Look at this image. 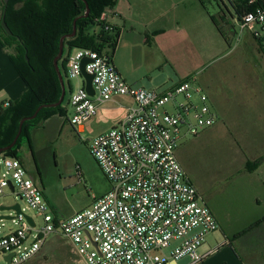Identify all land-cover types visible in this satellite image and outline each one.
Here are the masks:
<instances>
[{"label": "built area", "instance_id": "built-area-1", "mask_svg": "<svg viewBox=\"0 0 264 264\" xmlns=\"http://www.w3.org/2000/svg\"><path fill=\"white\" fill-rule=\"evenodd\" d=\"M222 1L233 7L240 33L248 32L255 41L264 43V0ZM238 7L246 10L237 15ZM108 14L105 11L97 23L101 32L111 37L108 46H115ZM85 58L91 60L86 72L94 76L93 96L86 90L82 74ZM66 77L79 82L68 103L74 108L68 122L79 136L104 106L115 104L125 109L119 125L88 140L90 153L112 188L90 207L61 220L52 215L23 162L4 158L0 198L11 190L35 212L34 217L29 216L21 207L22 213L12 220L17 230L0 239V254L12 256L7 264L31 263L56 235L73 245L78 264H173L184 259L187 264H202L230 245L226 239L206 254L199 252L220 225L177 156L184 138H197L217 124L204 89L195 80L163 92L135 86L120 75L112 56L85 48L68 54ZM119 98L129 102L124 104ZM179 241L170 255H163Z\"/></svg>", "mask_w": 264, "mask_h": 264}, {"label": "rangeland", "instance_id": "rangeland-1", "mask_svg": "<svg viewBox=\"0 0 264 264\" xmlns=\"http://www.w3.org/2000/svg\"><path fill=\"white\" fill-rule=\"evenodd\" d=\"M118 5L123 10L120 31L124 39H117L115 34L118 43L108 46L105 52L112 57L116 55L120 63L134 71L140 81L138 87L163 92L172 88L181 75L189 73L186 80L197 81L206 93L213 95L221 122L228 109L237 116L245 114L244 99L234 96L229 88L250 93L264 90V47L248 32L240 33L233 19L235 11L228 2L118 0ZM114 8H107L106 12L110 14ZM92 32L99 35L101 27L93 26ZM69 49L66 46L63 60ZM64 78L66 96L62 109L66 115H55L50 122H36L30 128V139L23 138L17 149L18 158L41 188L52 215L59 218L74 216L111 190V183L90 153L88 140L110 131L125 118L124 108L108 104L86 124L85 133L79 136L68 122L74 114V108L68 103L79 82L68 80L66 74ZM254 97V100H264L261 96ZM120 102L126 104L129 100L121 98ZM233 128L237 127L233 125ZM233 128L216 126L200 138L186 137L179 145L177 156L205 200L216 207L231 231H237L246 227L259 212L248 203L257 177H252L249 184L243 175L248 168L249 136ZM3 159L1 156L0 167L4 172ZM16 204L27 215L35 216L11 190L0 198L1 206ZM244 211L251 214L241 216ZM14 215L0 212V216ZM36 220L42 223L39 217ZM17 228L12 220L1 221L0 239ZM215 240H223L221 230L206 238L203 249L214 247ZM179 243L173 242L163 255H170ZM244 259L248 261V257ZM0 264H7L2 254ZM29 264L78 263L73 245L56 235L48 239L42 254Z\"/></svg>", "mask_w": 264, "mask_h": 264}, {"label": "trees", "instance_id": "trees-1", "mask_svg": "<svg viewBox=\"0 0 264 264\" xmlns=\"http://www.w3.org/2000/svg\"><path fill=\"white\" fill-rule=\"evenodd\" d=\"M117 2L118 0H29L26 2L10 0L7 6L6 22L13 36L9 37L1 26L5 5L0 0V49L12 52L9 58L27 88L24 95L10 103L7 109L0 107V149L14 142L23 119L34 116L42 106L55 105L60 101L62 87L54 60L59 55L61 39L73 33L75 20L78 19L77 35L65 40L64 52L66 46L70 49L64 60L62 58L59 61L63 77L67 70V56L74 48L106 51L111 37L106 36L104 32L99 35L94 34L92 27L100 26L97 20L107 8L116 7ZM87 6L90 14L88 18H84ZM242 10L246 9L236 8L237 15H240ZM211 20L216 25L212 17ZM217 28L224 36L221 28L219 26ZM259 45L264 47L262 43ZM55 115H66L62 105L56 108H43L34 120L24 123L16 145L1 156L18 158L19 143L23 138L30 139V128L36 122L49 120ZM263 221L264 217L238 231L233 238L237 239L246 235L260 226Z\"/></svg>", "mask_w": 264, "mask_h": 264}, {"label": "crops", "instance_id": "crops-1", "mask_svg": "<svg viewBox=\"0 0 264 264\" xmlns=\"http://www.w3.org/2000/svg\"><path fill=\"white\" fill-rule=\"evenodd\" d=\"M119 7L120 6L117 2L116 7L113 9L114 11L108 14L107 18V23L113 28V33H111V36L115 37V34H117V39H120V37L122 38L120 31V23H122L123 21V10ZM118 11L120 12V14L117 13ZM123 39L124 37L122 38V40ZM10 52L11 51L9 50L0 49V107L2 106V108L4 109L8 108L5 107L6 105H9L10 103L19 100L27 90L25 83L18 75L15 67L13 66L9 58ZM113 62L120 75L130 84L137 86L140 81L138 77L135 76L134 71L131 68L129 69L127 65L120 63L116 55L113 56ZM188 74L181 75V79L178 82L174 83V86H172V88L176 87L178 84L188 79ZM229 91L234 96H238L244 99L243 104L245 107V114L243 116H237L234 115L233 110L230 111L228 109V112L223 114V119H225L224 122H221L219 112H217V110L215 109L216 104L214 101V97L211 93H207V95L209 96L211 107L217 116V124L213 128H210L204 133H202L197 138L202 137L203 134L210 130H213L216 126L220 127L224 125L232 128L234 125V127L237 128L233 129L243 130V135L249 136V142L246 143L251 144V146L247 150L248 157L246 158V160L248 162L246 163V165H248V168H245L243 175H245V178L248 179L249 184L251 183L252 177H254L255 179L257 177V181L252 183L254 191L248 197V203L251 204L253 209L258 210L259 215L249 221L248 225L246 226L248 227L249 225L254 224L255 222L264 217V100H254V98H256L254 96H261V98H264V90L252 91L250 93L249 91L243 92L239 89L236 90L231 87L229 88ZM260 93L262 94L260 95ZM120 99L121 98H119L118 100ZM241 123H243V126H241ZM85 131L86 126L84 132ZM255 162H257V164ZM206 202L220 225V230L223 234V240H215L214 247H210L209 249H203V247H201L199 252L201 254H206L208 251L215 248L218 244H221L226 239L229 240L231 244L221 248L217 253L208 257L202 264H264V221L256 229L250 231L249 233L240 238L234 239V234H236L240 230L231 231L228 228L227 224L224 222L222 215L219 213L216 207H212L208 199ZM244 214L248 216L251 214V211H244L241 213V216H243ZM68 218L61 217L59 219L64 220ZM43 250L44 247L41 249L37 257L42 254ZM37 257L35 259H37ZM59 257L65 260L64 255H61ZM244 257H248V261H246ZM184 260L187 261V259ZM173 264L178 263L174 262Z\"/></svg>", "mask_w": 264, "mask_h": 264}, {"label": "water", "instance_id": "water-1", "mask_svg": "<svg viewBox=\"0 0 264 264\" xmlns=\"http://www.w3.org/2000/svg\"><path fill=\"white\" fill-rule=\"evenodd\" d=\"M4 5H5V8H4V11H3V14H2V19H1V26L3 28V30L5 31V33L9 36V37H12L13 36V33L11 32L10 28L8 27L7 25V22H6V15H7V6L10 2V0H2ZM25 2L26 1H29V0H24ZM89 14H90V9L89 7L87 6V12L86 14L83 16L84 18H88L89 17ZM77 20H75L74 22V30H73V33L69 36H66V37H63L61 39V42H60V51H59V55L55 58L54 60V66H55V69H56V72H57V75H58V78H59V81H60V84H61V87H62V96H61V99L60 101L55 104V105H51V106H42L40 107L36 114L30 118H26V119H23L20 123V130H19V133L18 135L16 136L14 142L6 147V148H3V149H0V157L2 155V153H5L7 151H9L10 149H12L16 143L18 142V139L20 138V135L22 133V128H23V125L26 121H32L34 120L36 117H37V114L45 107H53V108H56L60 105L63 104V101H64V98L66 96V86H65V81H64V77H63V74L61 72V69H60V66H59V61L63 58L64 56V48H65V40L66 39H71V38H74L76 35H77ZM27 59V57H26ZM27 61H29L27 59ZM91 60L89 58H85L83 59L82 61V64H81V68H82V74L86 80V90L88 91V93L93 96L95 94V91H94V88H93V79H94V76L93 75H90L86 72V65L88 63H90ZM1 169V167H0ZM11 189L14 190L13 186H11ZM1 211L2 212H13L15 213L14 216H0V222L3 221V220H13L17 215L21 214L22 213V210H21V205L19 204H16V205H13V206H2L1 207ZM27 219L28 221L33 225V219L29 216H27ZM11 259H12V256H7L5 258V260L7 262H11Z\"/></svg>", "mask_w": 264, "mask_h": 264}]
</instances>
